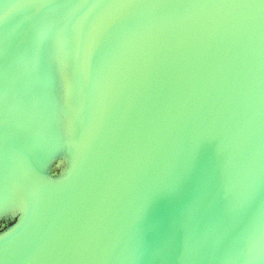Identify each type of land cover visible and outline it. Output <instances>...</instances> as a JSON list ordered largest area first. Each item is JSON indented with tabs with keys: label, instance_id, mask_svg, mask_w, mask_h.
<instances>
[{
	"label": "water",
	"instance_id": "obj_1",
	"mask_svg": "<svg viewBox=\"0 0 264 264\" xmlns=\"http://www.w3.org/2000/svg\"><path fill=\"white\" fill-rule=\"evenodd\" d=\"M0 264H264L260 0H0Z\"/></svg>",
	"mask_w": 264,
	"mask_h": 264
},
{
	"label": "snow or ice",
	"instance_id": "obj_2",
	"mask_svg": "<svg viewBox=\"0 0 264 264\" xmlns=\"http://www.w3.org/2000/svg\"><path fill=\"white\" fill-rule=\"evenodd\" d=\"M261 5L264 6V0H260Z\"/></svg>",
	"mask_w": 264,
	"mask_h": 264
}]
</instances>
